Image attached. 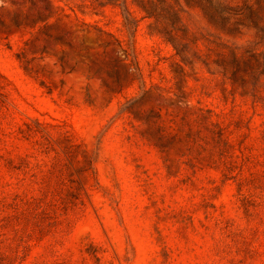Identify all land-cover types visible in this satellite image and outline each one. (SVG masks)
Instances as JSON below:
<instances>
[{
  "label": "rangeland",
  "instance_id": "obj_1",
  "mask_svg": "<svg viewBox=\"0 0 264 264\" xmlns=\"http://www.w3.org/2000/svg\"><path fill=\"white\" fill-rule=\"evenodd\" d=\"M0 264H264V0H0Z\"/></svg>",
  "mask_w": 264,
  "mask_h": 264
},
{
  "label": "trees",
  "instance_id": "obj_2",
  "mask_svg": "<svg viewBox=\"0 0 264 264\" xmlns=\"http://www.w3.org/2000/svg\"><path fill=\"white\" fill-rule=\"evenodd\" d=\"M210 4H211L212 8L217 13H219L221 16H224L225 15V12L226 11H225V9L221 5H219L218 3H212V2H210ZM142 8L146 12V14H147L148 17H152L153 16L154 18L158 19V17H156V16H158V14L154 13L155 11L149 12L144 7H142ZM171 16H173V14ZM225 19L226 18L223 17V20H225ZM176 21H177V19H175V15H174V23L173 24H175ZM252 24H254V23H252ZM230 55H231L230 64H231V66H235L236 63H237V56L233 52H230ZM224 64L225 63H223V61H221L220 65L223 67L224 74L227 75V73H228V67H226V65H224ZM229 72H231L230 77H232L233 74H234L233 71H229ZM83 162L85 164L84 169H83V172L85 174H87V175L89 173L91 175H93L94 174V163H93V159L90 157V155L85 150L83 151Z\"/></svg>",
  "mask_w": 264,
  "mask_h": 264
}]
</instances>
